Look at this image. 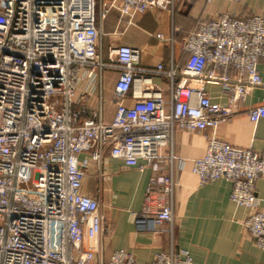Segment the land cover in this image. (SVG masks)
Segmentation results:
<instances>
[{
  "label": "built area",
  "instance_id": "2783aa9c",
  "mask_svg": "<svg viewBox=\"0 0 264 264\" xmlns=\"http://www.w3.org/2000/svg\"><path fill=\"white\" fill-rule=\"evenodd\" d=\"M178 1L113 0L97 14L96 0H0V264H137L125 250L103 262L101 239L108 230L101 205L81 192L90 164L99 175L105 157L148 169L136 225L171 239L174 133L231 120L255 89L263 98L246 115L251 122L264 118V76L257 69L264 62V11L245 20L224 13L189 33L180 43L187 56L180 70L172 56L166 68L141 67L140 52L124 45L110 48L102 60L97 18L116 10L129 27L150 10L172 16ZM155 37L173 43L172 36ZM107 68L118 71L110 122L102 118L100 86L97 107L90 113L85 105ZM150 75L167 79L168 99ZM83 80L91 86L75 101ZM206 84L218 86L225 103L213 102ZM192 173L200 185L230 182V201L247 211L245 232L264 249V211L255 193L256 182L264 180V149L235 147L211 135L204 156L192 161ZM163 224L168 227L159 229ZM148 264L194 262L170 243Z\"/></svg>",
  "mask_w": 264,
  "mask_h": 264
},
{
  "label": "crops",
  "instance_id": "0c3cea01",
  "mask_svg": "<svg viewBox=\"0 0 264 264\" xmlns=\"http://www.w3.org/2000/svg\"><path fill=\"white\" fill-rule=\"evenodd\" d=\"M113 0H96L97 14ZM264 11V0H242L232 3L228 0H181L171 16L165 10H150L134 18L133 25L126 27L119 20L116 10H110L103 20L98 18L97 51L107 61L110 48L129 46L140 52L139 66L154 68L158 64L168 67L172 56L177 70L183 69L187 56L180 50V43L189 33L218 15L229 13L241 20ZM174 31V32H173ZM173 38V43L160 42L155 36ZM257 69L264 76V62L259 61ZM100 81L93 82L94 90L87 95L85 105L91 113L98 104V87L102 101V118L110 122L115 111L114 85L118 71L101 70ZM154 84L167 94V79L150 75ZM91 85L86 80L79 82L75 101L85 96ZM205 91L213 102L225 103V96L218 86L205 85ZM263 98L260 89L251 91L240 104L238 116L218 124L214 129L201 132L177 131L173 136L172 152L174 161L175 186L172 198V238L164 233H154L147 227L136 225L149 178V170L142 172L137 166L126 168L120 160L105 157L99 165L86 170L81 189L99 201L107 234L101 239L102 258L105 263L112 251L125 250L131 253L137 264H148L154 256L166 251L170 243L174 249L188 252L194 264H264V249L257 248L243 228L247 211L236 206L229 199L231 184L220 178L200 185L192 173V161L204 156L207 137L215 136L226 143L252 151L264 149V118L251 122L246 110L259 104ZM133 101L127 97L125 104ZM90 115V114H89ZM80 162L84 160L79 157ZM260 209L264 211V180L255 185ZM163 224L159 229L167 228Z\"/></svg>",
  "mask_w": 264,
  "mask_h": 264
},
{
  "label": "rangeland",
  "instance_id": "374dc122",
  "mask_svg": "<svg viewBox=\"0 0 264 264\" xmlns=\"http://www.w3.org/2000/svg\"><path fill=\"white\" fill-rule=\"evenodd\" d=\"M106 154H108V151L106 152Z\"/></svg>",
  "mask_w": 264,
  "mask_h": 264
}]
</instances>
